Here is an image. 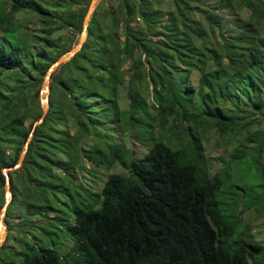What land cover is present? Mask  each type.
<instances>
[{
	"label": "trees",
	"instance_id": "trees-1",
	"mask_svg": "<svg viewBox=\"0 0 264 264\" xmlns=\"http://www.w3.org/2000/svg\"><path fill=\"white\" fill-rule=\"evenodd\" d=\"M7 1L3 31L14 36L20 10L48 24L44 1ZM88 1H54L70 8L52 32L31 34L50 54L3 34L0 77L20 68L40 84L69 47L49 38L66 27L73 39ZM15 81L22 98L0 92V186L32 126L21 127L26 101L40 115L37 89ZM47 100L21 165L7 171L4 220L15 202L34 218L19 223L32 241L8 264H264V246L238 228L243 211L264 214V0H100L81 48L51 74ZM211 134L227 151L221 172L207 167ZM59 225L66 254L32 232L57 235Z\"/></svg>",
	"mask_w": 264,
	"mask_h": 264
},
{
	"label": "rangeland",
	"instance_id": "rangeland-1",
	"mask_svg": "<svg viewBox=\"0 0 264 264\" xmlns=\"http://www.w3.org/2000/svg\"><path fill=\"white\" fill-rule=\"evenodd\" d=\"M42 1H44L46 3V6L48 5L49 7L47 8V10L50 12L47 15L48 17L47 21H49L48 24L42 25L41 20L37 17V15H35L34 13L20 10L14 13L13 15V20H14L13 25H15L18 28V31L13 33L14 36H12L10 33H7L2 30L3 23L0 22V40H2L3 34L4 36L10 35L9 37L10 40L14 39L15 37V40L19 41L20 43H23V44L27 43L29 45V47H27L28 50L29 49L34 50L35 48L34 46L38 48L41 47L43 42L35 40L34 38H32L31 40V37H32L31 34H37V35L41 34L42 35V32H43L42 29L48 32H52L55 22L59 20L65 14L66 10L70 8L69 6H66V7L59 9L54 2L55 0H42ZM7 7H8V1L0 0V8L1 9L4 8L6 11ZM77 35H75L74 38L72 39L69 29H67L66 27H61L60 29L52 33V37L54 38L51 37L49 39H54L59 45L68 44L69 45L68 49H69L76 42ZM52 42L53 41L50 40V43ZM237 45H240V47H243L242 49L244 48L246 49V46H247V44L245 45V43H240ZM237 45L236 44L234 45V49L237 48ZM42 46L45 48L46 52L49 54L52 53L54 50V47H48L45 45H42ZM32 57H33V54H32ZM32 57L30 55H27V58H32ZM16 69H19L17 70L18 72H16V70L14 69L1 70L0 92L4 96H8L14 93L15 99L22 98L21 95L23 92L19 90L20 88L17 85L15 79H21V80L24 79V83L20 82V85H24L25 83L27 84V81H30V84H27L25 86L28 88H31V90L29 91L30 93H32L33 91L37 89V99L39 101V96L43 97L44 95L43 93L41 94V92L39 93L40 84L36 83L35 79H32L31 77H29L25 72H23V70H20V68H16ZM30 75H34V74L31 73ZM124 94H125V89L122 88L120 91V100H119L121 107H125L127 103L124 97ZM2 100L3 98L0 97V101ZM24 100L26 101V99ZM26 106L29 108L30 115L26 116V118L23 119V121L21 122L22 123L21 127H26L30 122L33 123L34 121V119H32L31 117V114H33L34 112V107L29 105L27 101H26ZM2 109H3L2 103L0 102V122L5 120L6 118V115H5L6 112L1 111ZM262 123L263 121L259 123L260 126L259 127L257 126L258 128H256L255 122L251 123L249 127L250 129H255V128L261 129L264 132V125H262ZM30 130L32 132L33 126H31ZM210 136H211V139L210 141L207 142L208 145H206V148L209 151L208 152L209 159L207 162V167L209 171L211 172L212 171L221 172L223 165H224V161L228 157L227 151L225 152L224 141L220 140L218 136H215L213 134H211ZM217 141L218 143H216ZM11 147H8V146L3 147L5 154H7L8 156L11 155ZM253 147H254V143H250V146H248V151H251ZM139 150H140V147L137 145L135 152L138 153ZM258 163H261L262 170L264 171V153H262V156L261 158H259ZM5 167L8 168V165H6ZM235 168L243 169V165L239 167H235ZM11 170H13V168L6 169V172L11 171ZM237 172L240 173L239 170ZM237 177H239V174H237ZM257 189L258 188L252 187V189L250 190L251 196H252V193L256 191ZM11 197L8 198V203L11 201ZM5 199L7 200V198L4 196V186H0V207L4 204ZM23 211H24L23 205H18L15 202L14 204H11L9 207V215H11L12 217L7 220L6 219L4 220L3 218V223L6 227V237H5L6 241L4 240L5 244H3V246H1L2 244L0 245L1 246L0 247V264H8V262L10 261L13 262L17 260L18 257L21 258V254L24 253L23 249H24L25 242L32 241V238L30 235L31 232H27L21 229L19 226V223L24 218H26L27 220H32L34 218L30 216L28 218V215H24ZM240 217H241L242 222L240 223L238 228H239V232L242 233L241 236H243V238L247 237L250 243L255 242L257 244H261L262 246H264V240H263L264 239V214L258 215L255 212H253L252 208H249L243 211L240 214ZM40 222L42 224L46 223L45 220H40ZM8 224L13 226L11 230L7 229ZM245 224H246V228H245ZM56 227H59L55 229L57 235L41 234L39 230L32 231V232L35 234V236L39 240V243H42L46 246H51L50 241L53 240L55 242V246L57 245L59 250L63 252L64 254H66L69 250L71 239L69 235H67L65 230H63L62 225H59ZM16 232L18 233L16 234ZM249 264H252V263H249Z\"/></svg>",
	"mask_w": 264,
	"mask_h": 264
},
{
	"label": "water",
	"instance_id": "water-1",
	"mask_svg": "<svg viewBox=\"0 0 264 264\" xmlns=\"http://www.w3.org/2000/svg\"><path fill=\"white\" fill-rule=\"evenodd\" d=\"M99 2L100 0H89L88 1L86 10L81 20V29L77 35L76 42L69 49L59 54L58 57L55 60H53L46 68L43 74V77H42V81L40 83V87H39V93L41 92V94L42 93L44 94L43 97L39 96L40 115L38 116L36 120L33 121L32 126L37 125L42 121L46 113V110L48 108L47 94L49 91V82H50L51 74L54 73L60 65L68 61L81 48V45L86 38V28H87L88 22L90 20V17L93 11L95 10ZM30 137H31V130L29 131L23 143L22 149L20 150L15 163L12 165H9L8 168H6L5 166H2L1 168V172L4 175V196H5L6 191L8 192L9 197H11L12 195L10 192L9 179H8V174L6 172V169L17 168L21 165L22 159L26 151L27 143ZM7 204H8V200L6 201L5 199L4 204L0 207V227L3 228L2 231H0V245L5 240V237H6V227L3 223V218H4L5 209H6Z\"/></svg>",
	"mask_w": 264,
	"mask_h": 264
},
{
	"label": "bare ground",
	"instance_id": "bare-ground-1",
	"mask_svg": "<svg viewBox=\"0 0 264 264\" xmlns=\"http://www.w3.org/2000/svg\"><path fill=\"white\" fill-rule=\"evenodd\" d=\"M5 197H6V198H7V200H8V198H9V194H8V192H7V191L5 192ZM7 200H6V201H7ZM2 229H3V228H2V227H0V231H2Z\"/></svg>",
	"mask_w": 264,
	"mask_h": 264
}]
</instances>
